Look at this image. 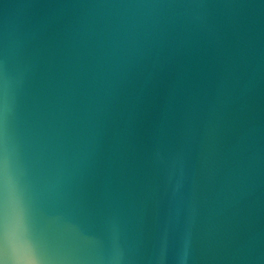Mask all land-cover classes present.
<instances>
[{
	"label": "water",
	"instance_id": "95a60500",
	"mask_svg": "<svg viewBox=\"0 0 264 264\" xmlns=\"http://www.w3.org/2000/svg\"><path fill=\"white\" fill-rule=\"evenodd\" d=\"M0 230V264H264V0H0Z\"/></svg>",
	"mask_w": 264,
	"mask_h": 264
},
{
	"label": "snow or ice",
	"instance_id": "6c2138e0",
	"mask_svg": "<svg viewBox=\"0 0 264 264\" xmlns=\"http://www.w3.org/2000/svg\"><path fill=\"white\" fill-rule=\"evenodd\" d=\"M3 243H4L3 232H2V230H0V247L3 246ZM34 252H35V254L37 255V257H39V255H40V250L37 249V246L34 248Z\"/></svg>",
	"mask_w": 264,
	"mask_h": 264
}]
</instances>
